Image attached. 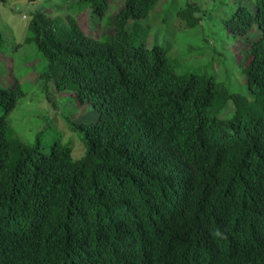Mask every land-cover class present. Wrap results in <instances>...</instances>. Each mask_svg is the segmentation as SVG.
<instances>
[{"label": "trees", "instance_id": "trees-1", "mask_svg": "<svg viewBox=\"0 0 264 264\" xmlns=\"http://www.w3.org/2000/svg\"><path fill=\"white\" fill-rule=\"evenodd\" d=\"M216 2L172 0L165 13L176 8L178 30L220 22L247 94L209 66L179 71L153 29L168 23L160 0L32 15L24 44L46 83L85 108L66 122L86 152L74 158L61 135L46 146L17 135L10 115L25 91L0 73V264H264V0ZM87 11L98 37L80 25Z\"/></svg>", "mask_w": 264, "mask_h": 264}, {"label": "rangeland", "instance_id": "rangeland-1", "mask_svg": "<svg viewBox=\"0 0 264 264\" xmlns=\"http://www.w3.org/2000/svg\"><path fill=\"white\" fill-rule=\"evenodd\" d=\"M171 1L160 0L157 13L154 14L160 21L163 17L167 18L168 23L153 29L159 33V44L172 45L169 57L179 71L209 66V72H215L219 81L231 91L247 94L245 79L239 67L242 60L240 51L235 50L232 43L218 42V36L223 35L220 22H209L204 17L202 28L178 30L175 23L176 8L165 13L171 7ZM178 1L184 3L186 0ZM188 1L198 4L203 11L211 10L217 3V0ZM64 2L67 6H74L78 0H0V31L5 37V47L8 48L7 52L0 55V73L5 74L2 85L6 86L9 81L12 83V79H8L11 74L19 80L25 91V96L10 115L11 126L17 135L26 143L34 144L37 136L43 134L41 141L45 146L57 135H61L64 143L70 142L73 145V157L77 159L84 156L86 147L79 134L70 130L66 118L69 116L82 120L87 117L86 110L81 108L76 111L72 94L57 91L53 82L46 83L41 75L44 63L36 46L24 44L32 15L44 9L47 11V6L56 7ZM123 3L124 0H113L111 13L118 11ZM65 12L68 11H63V14ZM78 18L86 33L94 37L101 34V20L92 11L83 12ZM48 93L53 96L55 107L48 101Z\"/></svg>", "mask_w": 264, "mask_h": 264}]
</instances>
